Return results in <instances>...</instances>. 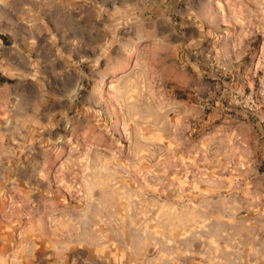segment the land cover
I'll return each mask as SVG.
<instances>
[{"label":"rangeland","instance_id":"obj_1","mask_svg":"<svg viewBox=\"0 0 264 264\" xmlns=\"http://www.w3.org/2000/svg\"><path fill=\"white\" fill-rule=\"evenodd\" d=\"M0 264H264V0H0Z\"/></svg>","mask_w":264,"mask_h":264}]
</instances>
